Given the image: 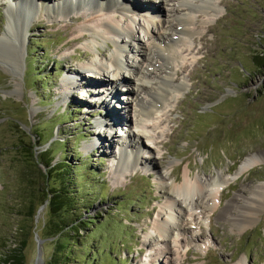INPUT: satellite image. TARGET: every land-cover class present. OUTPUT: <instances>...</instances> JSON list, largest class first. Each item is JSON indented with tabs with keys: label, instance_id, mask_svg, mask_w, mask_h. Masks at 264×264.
Here are the masks:
<instances>
[{
	"label": "rangeland",
	"instance_id": "1",
	"mask_svg": "<svg viewBox=\"0 0 264 264\" xmlns=\"http://www.w3.org/2000/svg\"><path fill=\"white\" fill-rule=\"evenodd\" d=\"M39 1L49 6L56 0ZM58 1L70 6L74 0ZM8 2L0 0V36L6 31ZM219 7L217 17L197 13L192 46L184 51L186 59L174 76L185 79L186 89L158 117L162 126L151 133L156 151L140 152L143 164L125 177L117 171L116 147L123 132L135 131L130 113L115 108L130 121L100 128V137H110L105 142L98 140L95 124L106 105L120 106L122 99L131 104L125 90L118 92L114 104H97L100 95L88 96L91 102L82 106L73 87L67 96L62 89V78L74 69L83 77L81 65L93 57L85 40L74 39L80 21L92 10H79L83 17L69 12L59 19L40 13L32 18L18 50L20 68L0 63V264L22 240L24 264H264V205L256 203L264 197V0H220ZM162 11L159 16L167 14ZM136 14L141 22V13ZM172 25L178 26L175 20ZM133 28L145 44L147 35L137 23ZM110 46L97 49L107 54ZM107 75L104 83L87 79V74L84 79L93 84L90 89L106 90L111 80ZM122 84L126 80L117 86ZM48 146L53 162L68 166L51 173V184L57 185L59 177L66 181L68 172L75 179L67 222L79 215L90 220L78 235L62 237L67 257L55 251V237L42 235L47 209L29 200L36 193V170L44 171L36 164L38 149ZM251 154L261 159L238 173L239 164ZM185 172L204 182L220 177L227 185L212 210H195L191 228L180 230L174 246L168 239L171 232L161 237L154 224L167 218L165 206L171 200L163 186L173 177L181 181ZM233 197L243 206L242 215L253 213L243 226L220 214ZM29 205L32 216L27 215ZM177 211L174 207L175 215L188 220Z\"/></svg>",
	"mask_w": 264,
	"mask_h": 264
},
{
	"label": "bare ground",
	"instance_id": "2",
	"mask_svg": "<svg viewBox=\"0 0 264 264\" xmlns=\"http://www.w3.org/2000/svg\"><path fill=\"white\" fill-rule=\"evenodd\" d=\"M8 1L6 31L0 36V63L10 65L14 69L20 68L18 50L24 44L25 32L28 31L30 21L37 13L44 14L51 19H59L58 16L65 18L69 12H76V17H83V13L79 10H92L89 15L86 13L80 21L79 34L74 39L85 40L84 47L94 54L91 60L79 68L90 77L87 79L101 80L103 83L107 82L104 80V73H108L107 76L110 77L108 79H111L110 85L105 87L106 90L101 87L98 90L90 89L93 84L84 79L86 74L82 77L79 70L74 69L73 74L62 78V89L65 90L64 95L67 96V92L73 87L75 94L80 95L82 106L88 101L91 102L88 96H92L91 99H97L100 95L102 96L99 101H96L97 104L101 101L114 104L111 98L116 100L113 91L116 92L118 89L125 90L123 92L127 94L126 98L131 99L130 105H127L128 103L123 99L120 106L116 104L110 108L106 105L105 113L95 121L98 135L100 128L112 129L115 124H120L122 121L128 122L130 116L132 117L130 122L135 131L123 132L121 134L123 141L117 142L118 157L115 163L120 177H125L143 164L140 152H152V148L156 151L157 145L155 146L151 133L161 124L158 117L186 89L185 79L181 77L179 80L174 76L186 59L184 51H189L192 46L193 35L196 33L193 24L197 13L210 18L217 17L220 12V0H148L151 4L140 0H79L77 4H74V0L70 6L60 4L58 0L49 6L47 1L39 0ZM168 5L170 8H167ZM76 7L79 9H75ZM161 10L166 11L167 14L159 16ZM136 13H141L143 18L141 22L136 19ZM117 15L121 17L118 18ZM124 16L127 18L126 21L122 20ZM172 20H175L178 26L172 25ZM16 23H18L17 26ZM134 23H137L139 29L147 35L145 44L134 32ZM109 43L112 46L111 50L107 54L104 50L100 53L97 47ZM135 43L138 44L136 49H134ZM122 80H126V84L117 86ZM127 85L126 88L122 87ZM88 107L90 106H87V111L90 110ZM115 108L118 110L126 108L130 113L129 118L126 116L122 118ZM98 140L105 142V140H110V137L107 136L104 140V137L99 136ZM102 146H104L103 143ZM260 157V154L245 157L239 164L238 173L254 166L261 159ZM187 169L190 170L188 166ZM164 178L165 175H161V179ZM171 180L163 186L164 195L171 200L170 204L165 206L167 218L156 219L154 228L158 235L165 238L171 232L168 239L176 246L180 230L185 232L191 228L189 218L194 216L195 210L205 207L209 208V211L212 210L215 202L218 203L220 192L227 182L226 179L220 177L204 182L191 177L189 172H185L180 182L176 177ZM260 199L261 201H256V203L258 206H263L264 197ZM249 200L253 202L252 199ZM183 201L186 202L185 206ZM174 207L180 213L187 214L188 220L184 221L177 214L175 215ZM242 208L243 206L233 197L222 208L220 214L243 226L244 223L252 220L253 213L247 212L242 215ZM168 250L170 251L169 248Z\"/></svg>",
	"mask_w": 264,
	"mask_h": 264
},
{
	"label": "trees",
	"instance_id": "3",
	"mask_svg": "<svg viewBox=\"0 0 264 264\" xmlns=\"http://www.w3.org/2000/svg\"><path fill=\"white\" fill-rule=\"evenodd\" d=\"M36 137L39 138V135H36ZM40 139L41 137L38 140ZM38 143H40V141H38ZM40 145L42 144H39V146ZM16 146H18V144H16ZM49 149V146L43 150L38 149L35 158L36 164L44 167V171H42V168L40 167H38V170H36V193L32 192L29 200L32 205L34 202H36L39 203V205L45 206L47 209L48 219L44 221L41 227L42 235L45 237H55V251L58 253L62 252L64 256L67 257L69 250L60 245L62 237L65 236V234H67L69 238L74 237L73 235H78L79 230H82L83 227L86 226V221L90 222V220H84L82 215H79L76 218H72L70 222H67L68 220H66L65 216L68 212L67 208L70 205L72 199H74L75 195V190H71L70 186L73 184L75 179L69 176L68 172L66 174L67 178H65L66 181L63 182L59 177L56 180L57 185L51 184V173L58 169L67 170L68 166L67 164L53 162V156H48ZM27 151L29 152V150ZM30 157H33L32 151ZM29 161H33V158L29 159ZM59 175H61V173ZM29 208V213L27 215H34L35 212L32 211L33 207L29 205ZM24 247L25 241L22 240L18 246L13 248V250H9L7 255H3L1 258V264H24ZM56 262L57 261H55V263Z\"/></svg>",
	"mask_w": 264,
	"mask_h": 264
},
{
	"label": "water",
	"instance_id": "4",
	"mask_svg": "<svg viewBox=\"0 0 264 264\" xmlns=\"http://www.w3.org/2000/svg\"><path fill=\"white\" fill-rule=\"evenodd\" d=\"M41 241H43L42 239H39V241L38 242H41ZM40 254V253H39Z\"/></svg>",
	"mask_w": 264,
	"mask_h": 264
}]
</instances>
